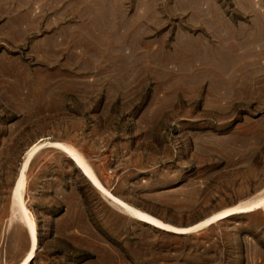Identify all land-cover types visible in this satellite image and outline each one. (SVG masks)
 <instances>
[{
	"label": "rangeland",
	"instance_id": "rangeland-1",
	"mask_svg": "<svg viewBox=\"0 0 264 264\" xmlns=\"http://www.w3.org/2000/svg\"><path fill=\"white\" fill-rule=\"evenodd\" d=\"M263 202L264 0H0V264H264Z\"/></svg>",
	"mask_w": 264,
	"mask_h": 264
},
{
	"label": "bare ground",
	"instance_id": "bare-ground-1",
	"mask_svg": "<svg viewBox=\"0 0 264 264\" xmlns=\"http://www.w3.org/2000/svg\"><path fill=\"white\" fill-rule=\"evenodd\" d=\"M254 11H255L256 13H259V12L261 11V8H255V7H254ZM74 157H76V155H75ZM26 169H27V162L25 163V165H24L23 168H22L21 176H20V179H19V181H18V186H19V187H21V186H23V185L25 184V172H26ZM263 204H264V202L261 203V205H263ZM250 211H252V210H250ZM245 212H246L245 210H233V211H228V212H224V213H222V214H219L218 216H216V219L222 220V219H226V218H228V217H230V216H232V215L239 214V213H245ZM25 215H26L27 220H29V215H28V213L26 212V210H25ZM142 219L145 220V221H147V222L155 223L151 218H149V217H147V216H143ZM163 227H164V226H163ZM189 231H190V230H185V231L180 232V233H182V234H188ZM34 256H35V248L32 250V252H31V254H30V259H29V260L33 259ZM29 260H28V261H29Z\"/></svg>",
	"mask_w": 264,
	"mask_h": 264
}]
</instances>
